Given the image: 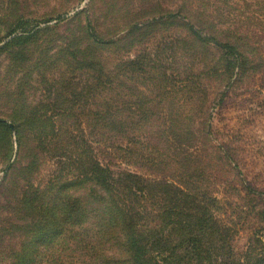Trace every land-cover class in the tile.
<instances>
[{
    "label": "rangeland",
    "instance_id": "obj_1",
    "mask_svg": "<svg viewBox=\"0 0 264 264\" xmlns=\"http://www.w3.org/2000/svg\"><path fill=\"white\" fill-rule=\"evenodd\" d=\"M0 120V264H95V164L187 189L264 264V0H0ZM76 202L85 232L32 251Z\"/></svg>",
    "mask_w": 264,
    "mask_h": 264
},
{
    "label": "trees",
    "instance_id": "obj_2",
    "mask_svg": "<svg viewBox=\"0 0 264 264\" xmlns=\"http://www.w3.org/2000/svg\"><path fill=\"white\" fill-rule=\"evenodd\" d=\"M87 31L91 39L101 42L90 22ZM191 33L217 46L227 58H234L231 65L235 69L241 67L242 54L236 47L210 36L200 38L194 27ZM0 126L6 127L1 120ZM90 171L85 177L91 178L104 192L103 196L95 197L98 208L92 224L94 240L87 246L95 264H241L222 238L224 229L207 217L205 208L187 189L165 181H145L132 174H123L114 180L99 164ZM76 203L75 214L64 209L61 224H49L32 244V251L38 245L54 246L61 239L54 236L58 229L59 237L70 229L85 232L83 227L88 216L80 203ZM116 244L123 249L126 259L110 256Z\"/></svg>",
    "mask_w": 264,
    "mask_h": 264
}]
</instances>
